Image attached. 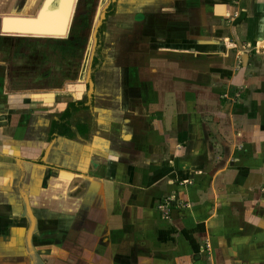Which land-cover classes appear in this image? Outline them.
I'll return each mask as SVG.
<instances>
[{"label":"rangeland","instance_id":"1","mask_svg":"<svg viewBox=\"0 0 264 264\" xmlns=\"http://www.w3.org/2000/svg\"><path fill=\"white\" fill-rule=\"evenodd\" d=\"M18 1L20 0H12L13 3L11 4L9 0H0V36H3L4 39H11L9 45L12 48H14L16 41L21 38L18 37L20 35H29L26 36L29 40H33V42L40 40L43 43L45 39H42L44 38L42 36L53 39L56 36L53 33L64 34L70 27V16L73 8L82 11L78 8V3L82 0H62L65 19L61 10H58L59 12L55 16H50V20L55 23V26L48 20L49 14L46 13L54 0H40V2L36 0L38 10L35 15L28 17L4 12L6 8H11ZM99 1L101 2L99 12L97 10L98 15L106 14V18L102 20L105 17L103 16L101 20L97 21V18L93 20L90 16L92 27L89 30V36L97 30L99 32L97 36H93L92 42H90L88 64L82 72L81 68L75 80L70 82V80L65 81L63 78H56L55 80L44 81L40 80L42 75H40V72L30 69V80L28 82L20 79V77L12 82L11 80L16 75L20 76L21 70L15 62L10 65L11 70L6 69L4 64L0 62V90L4 85L8 86L10 83L11 87L9 88H12V91L35 90L24 94L11 93L15 96L12 99H17L12 105L14 109H16L15 107L22 109L19 103L20 95H24L23 98L28 101L26 104L28 107L23 110H26L24 116L28 114V126L33 130L30 137H33V139L41 137L46 132L45 127L42 129L38 127L39 118L36 102L42 105L45 103L42 99L49 98L53 103L60 102V104L65 105L71 101L85 102L86 109L81 108L78 112H74L75 120L87 122L89 128L92 129L95 126V130L97 125L95 122L93 124L92 120L101 118L102 113L99 109L105 110L108 108V110L113 111L112 115L118 117L120 128V125H124L122 123L123 113H130V110L134 109L133 114H129L130 117L128 118L133 125L137 124L140 128H134L135 133L132 135V129L127 125L123 126L130 134L126 135L125 143L118 146L119 150L116 151V154L119 153V156L122 157L119 162L120 165L117 168L114 166L108 167L107 171V174L115 180L124 177V184L108 183L105 176L106 172L102 174L92 173L90 168L98 160L100 161V157L93 153L90 168L88 166L80 167L82 170L87 171L85 173L87 178L82 181L83 193L79 198L73 200L68 196L69 192L66 188L73 175L63 171L68 168L66 165H69L65 161V163H62L63 167L59 168L61 171L58 173L55 170L44 169L42 176H44L45 182L43 186L47 188L44 191L47 193H41L42 195L33 199V196L27 192L28 188H26L29 182L26 184L25 181L28 175L35 178V175L39 173L37 167L26 170L25 167H22V163H25L27 159L39 163L40 159L32 160L25 157L26 152L22 153L19 149L18 151L15 149L11 161L18 166L17 171L15 170L18 177L15 183L10 184L12 189L9 188L6 195L1 194L3 187L0 188V220L11 215L12 205L22 206L19 213L14 215L16 216L15 220L19 219V216H17L19 214L23 217L20 218L21 220L25 216L31 217L30 221L27 218L29 222L26 221L23 228V237L25 230L27 228L31 229L32 235L29 237H32V247L36 253L42 255L38 258L43 264H181L180 246L171 247L167 245L164 224H173L174 228L172 230L173 234L172 231H168L167 237L176 236V241L178 238H183L185 236L184 231L175 224L180 222L181 218L185 219L184 224H187V222L191 224V222H197L202 218L197 214L195 201L199 200L202 203L203 200L200 196L206 195V193L212 201L215 200L213 194H216V191L228 192L221 185L222 183H216L217 180L214 181L213 178L224 177L225 184L229 185L230 168L232 170L241 169V164L244 162L251 164L253 156L249 153L247 156L245 155L249 151L244 152V145L241 144L244 142L241 138H238V143H236V148H238L240 154L237 156L230 149L228 144L230 139L228 132L230 131H228V128L232 129L233 127H230L234 123V128L238 132H242L251 125L250 118L247 119L246 124L244 120L236 119L238 117L235 116L239 115V106H241L239 103L242 100L249 103L252 89L251 86L244 89L243 85L235 86L228 83L231 79L229 76L231 59H228V61L222 59L220 62L221 69L210 68V70H206L205 64L209 63L211 66L213 61H218L217 56L211 54L197 55V40L193 36L199 35L201 28L205 33H208V36H211V33L213 34L215 23L211 11L209 14L206 13L207 19L203 20V27L200 25L193 26L190 23L189 30L186 32L184 25L183 30H181V25L182 17L184 23L187 13L180 12L181 7H174V10L177 9L176 12L170 11L171 8H168L169 11H165L166 7H158L159 4H165L163 0L158 1V5L153 0H114L115 2L113 0H95L93 5L84 7V11L93 15L97 9L95 5ZM81 3L82 5L85 4L84 2ZM192 6L196 5H190L189 3V7ZM44 7L45 10L41 15ZM195 8L193 7L192 10H195ZM207 9L210 10L212 7H206L205 10ZM168 14L172 15L174 21L170 20ZM196 16L194 13L193 17ZM4 18L5 28L2 31V20ZM222 21V23L216 24L221 26L217 32L219 36L215 39H212V37L205 39L206 48H211L213 42L216 41L222 45L220 47L221 52L224 51L227 54L229 51L234 50V48H229L227 45L233 43L234 39L226 29L230 19L224 18ZM28 27L32 29L29 30ZM31 35L42 38H32ZM59 36L62 37V35ZM241 43L239 48L243 47L240 48L243 49L242 53L251 50L255 52L256 46L255 48L251 47L246 41ZM167 46L177 48L178 51H166L169 50L166 49ZM180 49H188L190 53L181 52ZM2 59L0 60L2 61ZM237 61L243 67L242 55L237 57ZM186 63H188L187 72L184 68ZM217 63L219 64V62ZM202 67L205 70H202ZM219 77H222V82H224L221 86H217L218 83H216V79ZM151 83L156 85V87L153 85L151 88L158 97L156 104L153 103L154 101L151 102L155 104L156 111H145L139 118L137 117L138 113H136L138 101L134 98L141 95L138 94V87L142 90V84L147 86ZM48 88L63 90L54 92L36 91V89ZM146 88L147 93L149 87ZM2 96L3 94H0V104L1 102L7 104L8 99H4ZM38 98L40 99L38 100ZM153 106L151 105V108ZM145 109H148V106ZM48 115L52 116V114L47 113ZM252 115L254 116V112H252ZM24 123L25 125L28 124L27 120ZM166 128H168L167 131H165ZM137 130L141 131L140 135ZM149 131L151 134H149ZM231 138L233 142L232 135ZM239 140L241 141L239 142ZM122 147L124 149L120 150ZM47 149L50 150L51 145ZM241 155L243 157H240ZM46 160L48 158L44 157L43 161L48 164ZM48 162L51 163L52 161L48 160ZM55 164H58V162H55ZM123 164H125V167ZM113 172L115 173L112 174ZM2 173L4 174V172ZM51 174L54 177L50 179ZM53 178L54 181L55 178L58 180L56 192L53 183L50 181ZM233 179L235 178L233 177ZM237 181V188H234V190L231 188L230 193L235 192L241 196L240 199L242 200L245 191L239 187L238 179ZM117 193L121 197L118 198ZM52 194L54 195L51 196ZM46 196L49 197L45 201L49 199V201L56 200V202H58L57 198L53 197H61V201L57 205L59 208L54 207L52 204L44 209L33 206L35 201L40 204V199ZM215 196H217V201L213 205L219 209L222 207L221 203L227 202V200L220 199L218 194ZM65 198H69L67 200L70 201L73 200V204H69L70 207H65ZM233 199V202L240 200L234 197ZM24 203H26V206ZM213 205L209 206L207 214L212 213ZM105 207H108V209H105ZM54 208L55 210H52ZM209 219L206 217L203 222ZM5 220L0 221V223L3 222V226ZM25 220L26 218L23 221L25 222ZM68 222L72 229L66 230L62 224L67 225ZM107 223L114 229L117 224L124 226V241L120 240L123 239L124 229L115 232L103 229L95 237L98 246L104 247L96 249L103 253V256L93 257V260L86 253L88 250L82 249V253L85 254L78 256V258L75 256L70 257L69 253H63L62 246H46L44 242H41L42 240L48 241L47 237L51 238L53 236H55L54 239H58L63 243L65 240L67 242L70 239L75 240V238L82 240L80 231H83L84 236L87 235L92 239L94 234L91 226L97 228ZM47 234L51 236H47ZM191 235H195V238ZM196 235L202 236L200 232L198 234L190 232L189 241L201 238ZM208 235L203 237L204 245L202 246L194 243L183 246V251L184 253L187 252L189 261L192 264H205L202 259H198L201 255L205 260L213 261L209 257H212L214 247L212 241L208 242L212 233L209 232ZM6 237L10 241L11 236L6 235ZM106 237L110 239L109 243L103 241V238ZM83 239L86 240L84 237ZM116 241H118L119 246L116 245ZM120 245L122 246L120 247ZM56 247L61 252L59 259H56L58 262L49 257ZM18 250L19 253H22L25 248L20 246ZM113 254L119 255L116 261L112 260ZM166 256L168 259H165ZM105 257L111 258V261H107L104 259ZM167 260L168 262L165 263ZM30 262L32 261L30 260Z\"/></svg>","mask_w":264,"mask_h":264},{"label":"crops","instance_id":"2","mask_svg":"<svg viewBox=\"0 0 264 264\" xmlns=\"http://www.w3.org/2000/svg\"><path fill=\"white\" fill-rule=\"evenodd\" d=\"M158 1L160 0H153L156 5H158ZM163 1L165 4H159L158 7H166L165 11H169L168 8H171L170 11L176 12L177 9L174 10V7H181L180 12L182 11L187 13L188 19L187 17H185L183 23L182 17L181 25V30H183L184 25V30L186 32L189 30L190 23L193 26L200 25L203 27L204 25L202 24V22L204 19H207L206 13L209 14V12L211 11V16L212 18H214L215 23V25L213 26V34L211 33V36H208V33H205L203 28H201L199 35L193 36V38H196L197 40L196 53L197 55L211 54L213 56H217L218 61H213L211 66L209 63L205 64L206 70H210V68L221 69L222 66H220V62L222 61V59L224 61H228V59H231L232 62H230L229 64V69L231 71L229 73V76L231 77V79H229L228 83L230 85L235 86L243 85L244 89L247 86H251L252 94L250 95L251 99L249 103H246L247 101L242 100V102L239 103V105H241L239 106V115L235 116L238 117L236 119L244 120L246 124L247 119L250 118L251 125L248 129H245L242 132H238L237 129L234 128L235 124L233 123V125L230 127L233 128H228V131H230L228 132L230 138L228 144L230 146V149H232L233 152L236 153V155L238 156V154L240 153L238 148H236V143H238V138H241L244 142L241 143L242 145H244V152L249 151L245 153V155L247 156L249 153V155L253 156V158H251V164H247L246 162H244L241 164V169H237L236 166H234L236 168L234 170H232L231 168L229 169V185L225 184L226 180H224V177L219 179H217L216 177L213 178L214 181L217 180L216 183H222L221 185L224 186L228 190V192L216 191V194H213V198H215V200L212 201H210V196L208 195V193H206V195L200 196L203 200L202 203H200L199 200L195 201L197 214L200 215L202 218H200L197 222H191V224L189 222H187V224H184L183 221L185 219L181 218L180 222H177L175 224L177 227L180 226L181 230L184 231L185 236L183 238H178V240L176 241V236L173 237L172 235V237H167L168 231H172L174 228L172 226L173 224L165 223V241H167L168 246H180L181 264H192L189 261L187 252L184 253L183 246H188L190 243L202 246L204 245L203 237H205V235H208L209 232H211L212 236H210V240L208 238L207 239L208 242L212 241L211 243L214 247L212 257H209L213 261L211 262L210 260H205L203 255L199 256L198 258L200 260L202 259L205 264H264V0ZM81 2L85 3V0H82L78 3V8L82 9L81 13L83 14L85 12L84 7H86V3L82 5ZM97 3L98 4L95 5V7L97 6V9L96 12L93 13L92 19L94 20L97 18L98 21L100 20L99 18L103 17V15H98V12L100 10V2ZM189 3L190 5L196 6L189 7ZM193 7H196L195 10H192ZM206 7H212V9L205 10ZM194 13L195 15H197L195 18L193 17ZM168 16L170 17L171 21H174L172 15L170 16L168 14ZM224 18L230 19L226 29H228L229 33L234 39L233 43L227 44L229 48H234V50H231L229 51V53H227L228 55L224 51L221 52V43L214 41L211 45V48H206L205 41V39L211 37L212 39H215L217 36H219L217 35V32L221 26H217L216 24H220L222 22L224 23L225 21H222V19ZM4 33L6 34V32ZM91 38L92 37L90 36L89 39L91 40ZM242 41H246L251 45V47L255 48L256 46L255 52L251 50L249 52H243V54V49H240L243 47L239 48V46H241L242 44ZM169 46H167L168 48H166L169 50L166 51H178L177 48L174 49ZM179 51L190 53L188 49H180ZM241 55L243 56V67L242 64L237 61V57ZM217 62H219V64ZM184 68L187 72L188 63L185 64ZM203 69L204 68L202 67V70ZM216 83H218L217 86H221L222 83H224L222 82V77L216 79ZM10 85H4L0 90V94H3L2 97L4 99H8L7 104H3L2 102L0 104V188L3 187V192L1 194L6 195L8 193L7 190H9V188L12 189V186H10V184L15 183L17 181L18 176H16L17 174H15V170L17 171L18 166L15 162L11 161L13 151L15 149L17 151L19 149L20 151H22V153L26 152L25 157L30 158L32 160L36 158L40 159L39 163H36V161L34 163V160L31 161L28 159L25 160V163H22V167H25L26 170H29V168L32 167H37L36 169L39 173L35 175V178L31 177V175H28L25 181L26 184L29 182L26 188H28L27 192L30 193L31 196H33V199L38 198L43 193H47L44 192L47 188L43 186L45 182V178L44 176H42L44 169L55 170L58 173L59 171H61L59 170V168L63 167L62 163H65V161H67L69 165H66L68 168L63 171L65 173L73 175L72 180H70L68 187L66 188L69 192L68 196L71 197L73 200L79 198L80 195L83 193V188H81L82 181L84 180V178H87L85 176V173L87 171L82 170L80 167L88 166V168H90V165L92 164L91 162L93 158V153H95L94 155L100 157V161L98 160L94 165H92L90 171H92V173L97 172L101 174L106 172L105 176L108 183L111 182V184L116 185L124 184V177L115 180L109 174H107V171L108 167L114 166L115 168H117V166L120 165L119 162L122 157L119 156V153L117 155L116 151L119 150L118 146L125 143L126 135L128 133L130 134V132L125 130L123 126H129L132 129V135L135 133L134 128H140V126H138L137 124H135L136 126L133 125L131 120H129L128 118L130 117L129 114H133L134 109H131L130 113H123L124 118L122 120V123L124 125H120L121 128L118 125V117L112 115L113 111L108 110V108H106L105 110L99 109V111L102 113L100 116L101 118L98 120L95 117L96 119L92 120L93 124L95 122L97 125L96 130L94 129L95 126L93 125L92 129L89 128V126L86 124L87 122L76 121L75 115L73 113L69 120L70 124L72 125V134L68 133V137H63L58 135L57 133L51 132V124L53 121L59 120L61 114L66 110L70 103L76 101H71L67 105H65L60 104V102L53 103L49 98H41L43 101H45V103L40 105L38 104V102H36V106L38 109L37 114L39 118L38 127L41 129L45 127L44 130H46V132H44L41 137L33 139V137H30V135L33 133V130L30 129L28 126V114L24 116V112L26 110L23 109L25 107H28V105H26L28 101L25 100L26 98H23L24 95H20L19 100L22 109H20V107H15L16 109H14V106H12L15 103L14 101L17 99H12V97L15 96L11 93L24 94L25 92H20L21 90L12 91V88H9L11 87ZM153 85L152 83L147 85L149 87L147 93L146 84L141 85L142 90L140 87H138V94L141 95L135 97L134 100L138 101L136 113H138L137 117L139 118L141 117L142 113H145V111H156L155 104L157 102L158 97L155 94L154 90L151 89ZM154 87H156V85ZM39 99L40 98H38V100ZM152 101H154L153 103L155 104H152ZM241 103L244 105H242ZM151 105H154L153 108H151ZM146 106H148V109L144 110ZM252 112H254V116L252 115ZM47 113L52 114V116H47ZM222 116H224V114H222ZM50 117L52 118L51 120ZM165 118L167 117L165 116ZM26 120L28 124L25 125L24 122ZM85 125L87 127L86 130H83V132L82 130H78V127ZM167 130L168 128L165 129V131ZM139 131L138 133L140 135L141 131ZM149 134H151L150 131ZM231 135L233 136V142ZM45 136L48 138L46 139ZM240 141L241 140H239V142ZM169 142L171 144L170 140ZM49 145H51L50 150L47 149ZM123 149L124 148L122 147V149L120 150ZM88 156L89 158H87ZM44 157L48 158V160H51L52 162L49 163L48 160H46V162L48 163L46 164L43 161ZM240 157H243V155H241ZM55 162H58V164H55ZM123 166L125 167V164H123ZM2 172H4V174ZM114 173L115 172H113L112 174ZM51 177H54V175L51 174L50 179ZM233 177L235 179H233ZM237 179L239 180V187L245 191L243 196L244 199L242 200L240 199L241 196L236 194L235 192H233L232 194L230 193L231 188L233 190L234 188H237ZM50 181L53 183V188L56 192L58 180L55 178L54 181L53 178ZM217 194L219 195L220 199L227 200V202L221 203L222 207H220L219 209H217V207L213 205L215 204V201H217V196H215ZM53 195L54 194H52L51 196ZM48 197L49 196L42 197L40 199V204H37V202L35 201V203H33V206L35 208L38 207L44 209L48 205L50 206L52 204L54 205V207H58L57 205L61 201V197H53L57 198L58 202H56V200L49 201V199L45 201V199H47ZM117 197L119 198L121 196H119V194L117 193ZM233 197L235 199L239 198L240 200H238V202H233ZM65 199V207H70V205L73 204V200H67L69 198ZM24 205L26 206V203H24ZM210 205H213L214 208L211 211L212 213L207 214V212H209L207 210L209 209ZM21 208L22 206L17 207L12 205L11 215L6 216L4 217V219L0 220L4 221L6 219L4 226H8L5 228L3 226V222L0 223V264H28L30 260L32 261L30 262V264H43L38 258V256L42 255L36 253L35 249L32 247V237H29L32 235L31 229L29 230V228H27L23 237V228L26 225V221L29 222L31 217L25 216L26 220L24 222L23 220L25 218L21 220L23 217L21 216V214H19L17 215L19 216V219L15 220L16 216L14 215L19 213ZM105 209H108V207H105ZM52 210H55V208ZM205 214L207 215L205 216ZM100 215L101 214L99 213V216ZM206 217L210 219L206 222H203L204 218ZM27 218H29V221ZM194 223H196V225H194ZM62 226H64L63 228H65L66 230L72 229L70 228L71 225L69 224V222L67 223V225L62 224ZM123 227L124 226L117 224L114 229V227L110 226L108 223L104 224V226L100 225V227L97 228H94V226L92 225L91 230L94 234L92 236V239L89 238L87 235L84 236L83 231H80V234H82V240L75 238V240L70 239V241L68 240L67 242L65 240V242L63 243L58 239H54L55 236H53L51 238L47 237L48 241L42 240L41 242H44L46 246H62V248L64 249L63 253H69L70 257L75 256L76 258H78V256L85 254L82 253V249L88 250L86 251V253H88L93 260V257L98 258L99 256H103V253H100L96 249L104 248L102 246H98V241H95L96 235H99L103 231V229L105 231L107 229L108 231L111 230V232H115L118 230H123ZM123 232V239H120L122 241H124L125 229L123 230ZM190 232L192 234H198V232H200L202 236L196 235L197 237L201 238H196L195 241H189ZM6 235L11 236L9 238L11 242L8 241ZM47 236L51 235L47 234ZM191 236L195 238V235ZM83 237L86 240H84ZM103 241L109 243L110 239L106 237L103 238ZM116 245H118V241H116ZM20 246H24L25 248L22 253H19L18 250ZM121 246L122 245H120V247ZM57 247L55 248V250H53L52 254L49 255V257L55 262H58V260L56 259H59L58 257L61 253L60 251H58ZM113 255L112 260L116 261L119 255ZM104 259H106L107 261H111V258L105 257ZM165 259H168L167 256L165 257ZM167 262L168 260L165 263Z\"/></svg>","mask_w":264,"mask_h":264},{"label":"flooded vegetation","instance_id":"3","mask_svg":"<svg viewBox=\"0 0 264 264\" xmlns=\"http://www.w3.org/2000/svg\"><path fill=\"white\" fill-rule=\"evenodd\" d=\"M94 1L85 0V6L93 5ZM9 2L11 4L13 3L12 0H9ZM37 10L36 0H20L11 8H6L4 12L28 17L35 15ZM44 10L45 7L44 9L42 8V11ZM58 10H61L65 18L62 0H54L46 11L49 14L48 20L54 25L55 23L50 20V16H55L59 12ZM13 11L14 13H12ZM90 16L92 14L90 15L87 12L82 14L81 11L74 7L71 11L70 27L64 34L53 33L56 35L53 39L45 38L46 36H42L44 38L30 36L32 38L45 39L43 43L40 40L38 42L29 40L26 38L29 35H17L21 38L16 41L14 48H12L9 45L11 39H4L3 36H0V59L3 58L2 61L0 60L2 62L1 64H4L6 69L11 70L10 65L15 62L21 70V74L18 73L20 76L16 75L11 81L13 82L20 77V79L28 82L30 80V69L40 72V75L42 74L40 80L44 81L50 79L55 80L56 78H63L65 81L70 80V82L75 80L81 68L82 72L88 64V48L90 46L89 30L92 27ZM104 16L102 20L106 18V14ZM99 19L101 20V18ZM98 32L99 30H97L95 36H97ZM59 35H62V37ZM93 36L91 35L92 38Z\"/></svg>","mask_w":264,"mask_h":264},{"label":"trees","instance_id":"4","mask_svg":"<svg viewBox=\"0 0 264 264\" xmlns=\"http://www.w3.org/2000/svg\"><path fill=\"white\" fill-rule=\"evenodd\" d=\"M101 2V1H99ZM98 62V60H97ZM81 108H87L85 102L83 101H78V102H72L68 105L67 109L61 114L59 120L53 121L51 124V132L52 133H57L60 136H65L68 137V133L72 134V125L70 124L69 120L72 116V114L75 111H78ZM82 127V128H81ZM87 127L85 126H80L78 127V130H86Z\"/></svg>","mask_w":264,"mask_h":264},{"label":"water","instance_id":"5","mask_svg":"<svg viewBox=\"0 0 264 264\" xmlns=\"http://www.w3.org/2000/svg\"><path fill=\"white\" fill-rule=\"evenodd\" d=\"M96 33H97V31L94 32V36L96 35ZM90 42H92V39L90 40ZM63 89H64V87H63ZM63 89L48 88V89H36V91L37 92H54V91H61ZM33 91H35V90L27 89V90H21L20 92H33Z\"/></svg>","mask_w":264,"mask_h":264},{"label":"bare ground","instance_id":"6","mask_svg":"<svg viewBox=\"0 0 264 264\" xmlns=\"http://www.w3.org/2000/svg\"><path fill=\"white\" fill-rule=\"evenodd\" d=\"M45 7H46V5H45ZM42 13H43V11L41 12V15H42ZM41 17V16H40ZM65 19V18H64ZM64 21V20H63ZM4 28H5V18L2 20V30H4ZM29 28V30L30 29H32V28H30V27H28Z\"/></svg>","mask_w":264,"mask_h":264}]
</instances>
